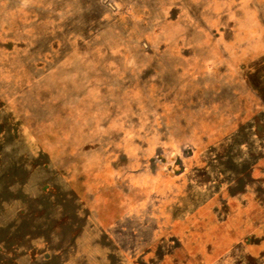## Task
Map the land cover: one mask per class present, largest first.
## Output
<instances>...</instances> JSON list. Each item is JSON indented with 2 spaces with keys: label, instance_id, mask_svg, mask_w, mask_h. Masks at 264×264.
Returning <instances> with one entry per match:
<instances>
[{
  "label": "rangeland",
  "instance_id": "obj_1",
  "mask_svg": "<svg viewBox=\"0 0 264 264\" xmlns=\"http://www.w3.org/2000/svg\"><path fill=\"white\" fill-rule=\"evenodd\" d=\"M263 159L264 0H0V264H264Z\"/></svg>",
  "mask_w": 264,
  "mask_h": 264
},
{
  "label": "water",
  "instance_id": "obj_2",
  "mask_svg": "<svg viewBox=\"0 0 264 264\" xmlns=\"http://www.w3.org/2000/svg\"><path fill=\"white\" fill-rule=\"evenodd\" d=\"M16 124V123H15ZM16 126H17V124H16ZM15 128V130H16V134H17V136L18 137H21L22 135H21V132H20V130H18L16 127H14Z\"/></svg>",
  "mask_w": 264,
  "mask_h": 264
},
{
  "label": "crops",
  "instance_id": "obj_3",
  "mask_svg": "<svg viewBox=\"0 0 264 264\" xmlns=\"http://www.w3.org/2000/svg\"><path fill=\"white\" fill-rule=\"evenodd\" d=\"M263 160H264V159H263ZM262 168H264V165L262 166ZM261 177H262V178H259V179L262 180V182L264 183V173L261 174Z\"/></svg>",
  "mask_w": 264,
  "mask_h": 264
}]
</instances>
